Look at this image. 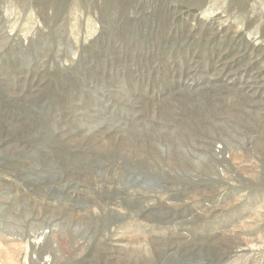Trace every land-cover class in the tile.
Listing matches in <instances>:
<instances>
[{
  "label": "rangeland",
  "instance_id": "obj_1",
  "mask_svg": "<svg viewBox=\"0 0 264 264\" xmlns=\"http://www.w3.org/2000/svg\"><path fill=\"white\" fill-rule=\"evenodd\" d=\"M0 264H264V0H0Z\"/></svg>",
  "mask_w": 264,
  "mask_h": 264
}]
</instances>
